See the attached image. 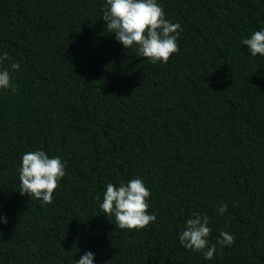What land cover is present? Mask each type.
I'll return each instance as SVG.
<instances>
[{"label": "trees", "instance_id": "1", "mask_svg": "<svg viewBox=\"0 0 264 264\" xmlns=\"http://www.w3.org/2000/svg\"><path fill=\"white\" fill-rule=\"evenodd\" d=\"M104 0H0V50L20 63L0 90V264H264V56L240 41L264 0H160L183 29L167 63L106 31ZM67 162L52 202L22 195L25 152ZM141 178L155 222L120 229L99 205L107 183ZM227 204L220 216L215 208ZM207 215L211 260L183 248Z\"/></svg>", "mask_w": 264, "mask_h": 264}, {"label": "clouds", "instance_id": "2", "mask_svg": "<svg viewBox=\"0 0 264 264\" xmlns=\"http://www.w3.org/2000/svg\"><path fill=\"white\" fill-rule=\"evenodd\" d=\"M101 18L106 31L114 34L118 43L127 50L135 46V55L147 58L150 63H167L170 56L179 51L177 41L183 29L178 22L166 19L160 0H104ZM240 43L247 46L251 56H264V25ZM20 67L7 51L0 50V90L17 91L13 73ZM66 167L67 162L59 155L49 156L40 149L23 153L17 168L19 192L39 200L41 205L50 204L54 190L66 175ZM149 196V188L139 177L117 184L109 182L99 207L104 215L114 217L116 227L142 229L156 220V215L148 211ZM227 210L223 201L215 208L220 216ZM7 223L8 217L0 215V224ZM211 232L209 217L193 211L178 233L179 244L211 260L219 249L230 247L234 242L230 233L221 230L212 243L209 240ZM75 264H95V254L86 251L75 259Z\"/></svg>", "mask_w": 264, "mask_h": 264}]
</instances>
